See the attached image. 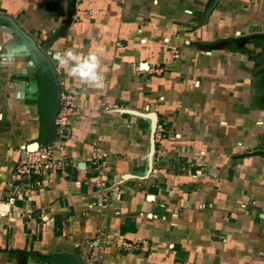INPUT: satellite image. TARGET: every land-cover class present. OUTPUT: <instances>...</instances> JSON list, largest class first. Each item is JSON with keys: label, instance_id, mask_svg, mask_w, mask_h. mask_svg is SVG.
<instances>
[{"label": "crops", "instance_id": "crops-1", "mask_svg": "<svg viewBox=\"0 0 264 264\" xmlns=\"http://www.w3.org/2000/svg\"><path fill=\"white\" fill-rule=\"evenodd\" d=\"M263 77L264 0H0V264H264ZM57 90L66 164L10 187Z\"/></svg>", "mask_w": 264, "mask_h": 264}, {"label": "built area", "instance_id": "built-area-1", "mask_svg": "<svg viewBox=\"0 0 264 264\" xmlns=\"http://www.w3.org/2000/svg\"><path fill=\"white\" fill-rule=\"evenodd\" d=\"M80 0H73L74 7L79 5ZM109 110V107H104ZM78 109L75 103L74 93L72 91L63 92L60 95L59 108L53 117V135L52 138L42 144H37L36 148L31 150L25 146L18 153L17 162L11 172L7 185L14 187L19 181L36 176H44L49 172L63 169L65 166V140L67 139V130L73 119L78 116ZM103 154L100 151L98 142L94 144L89 161L98 171L99 179L101 176ZM17 197L20 194L15 191ZM9 205V203H7ZM90 262L93 260L89 259Z\"/></svg>", "mask_w": 264, "mask_h": 264}, {"label": "clouds", "instance_id": "clouds-1", "mask_svg": "<svg viewBox=\"0 0 264 264\" xmlns=\"http://www.w3.org/2000/svg\"><path fill=\"white\" fill-rule=\"evenodd\" d=\"M56 58L66 73L81 84L97 88L103 86L104 76L97 52L81 54L70 48L56 54Z\"/></svg>", "mask_w": 264, "mask_h": 264}, {"label": "water", "instance_id": "water-1", "mask_svg": "<svg viewBox=\"0 0 264 264\" xmlns=\"http://www.w3.org/2000/svg\"><path fill=\"white\" fill-rule=\"evenodd\" d=\"M60 95H61L60 91L57 90V91H56V97H55V107H56V112H57V110H58V108H59ZM54 115H55V114H54ZM53 117H54V116H53ZM52 120H53V118L51 119V129H52V132H53V123H52ZM36 146H37V144L34 143V144H32V145L29 147V149L33 150V149L36 148Z\"/></svg>", "mask_w": 264, "mask_h": 264}, {"label": "rangeland", "instance_id": "rangeland-1", "mask_svg": "<svg viewBox=\"0 0 264 264\" xmlns=\"http://www.w3.org/2000/svg\"><path fill=\"white\" fill-rule=\"evenodd\" d=\"M261 82L264 84V77H263V78H261Z\"/></svg>", "mask_w": 264, "mask_h": 264}]
</instances>
